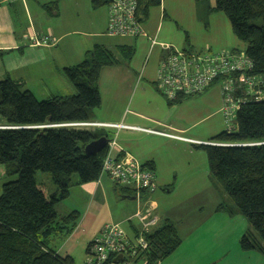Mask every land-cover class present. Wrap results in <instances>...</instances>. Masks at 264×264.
I'll use <instances>...</instances> for the list:
<instances>
[{
	"label": "trees",
	"instance_id": "1",
	"mask_svg": "<svg viewBox=\"0 0 264 264\" xmlns=\"http://www.w3.org/2000/svg\"><path fill=\"white\" fill-rule=\"evenodd\" d=\"M108 1L92 0L95 7ZM138 2L143 23L149 8L162 0ZM212 8L226 14L234 34L245 43V53L254 64L252 72L264 79V0H215ZM3 53L0 49V56ZM122 53L131 58L134 49L124 47ZM117 62L110 48L94 45L78 64L64 68L75 93L42 100L10 77L0 80V116L7 126L0 128V174L5 179L15 177L1 186L0 264H75L73 256L59 254L50 241L55 235H71L79 212L60 215L56 206L68 198L73 185L99 180L109 144L95 154H87L85 147L101 136L109 141L112 137L105 128L60 124L93 121L91 112L102 103L101 72ZM187 97L191 96L166 99L173 105ZM236 123L234 132L224 130L212 140L232 145L201 146L217 187L231 203L220 204L217 211L244 215L250 227L240 239L242 250L264 253V100L243 104ZM37 172L50 175L53 191L39 181ZM115 188L134 196L129 187L116 183ZM147 237L144 264H159L182 242L170 219L162 220Z\"/></svg>",
	"mask_w": 264,
	"mask_h": 264
},
{
	"label": "rangeland",
	"instance_id": "2",
	"mask_svg": "<svg viewBox=\"0 0 264 264\" xmlns=\"http://www.w3.org/2000/svg\"><path fill=\"white\" fill-rule=\"evenodd\" d=\"M59 3L62 8L59 18L46 9L45 12L41 11L40 13L33 11V17L36 19L37 25L43 27L50 23L57 30L67 28L77 30L78 33H72L69 35V39L77 38L80 44L85 45L89 42L86 39L85 32L98 30L96 26L88 24V19L91 17L89 11L91 10L81 5L80 0H60ZM214 6L215 0H162L161 5H154L149 8V19L146 21V26L153 33L158 29L157 40L160 43H167L176 48L193 51H217L235 48L240 52H245V43L234 34L231 22L226 14L214 10L212 8ZM95 11H97L95 18L104 16L106 13L108 18L107 4L101 5ZM69 22L71 23L69 24ZM103 42L123 64L104 68L100 84L102 104L100 107L93 108L95 115L93 120L102 121V118L109 111L116 112L122 106L133 109L138 104L139 109L145 114L153 116L161 123L171 124L173 127L181 129L183 131L181 134L184 136L201 142L212 141L215 135L226 130V122L222 111H216V108L220 110L222 106L220 87L219 94L216 89L204 100H187L186 104L179 107L177 105L180 103L168 105L166 97L154 87L152 82L159 64L160 45L150 51L151 41L148 42L144 38L124 40L108 36L104 38ZM124 43L135 48L130 60L123 58L122 54L119 53L120 51H118L117 46ZM146 62L147 64L144 67ZM128 69H131L133 79H130ZM140 74V81L147 86L143 91L138 90L139 87L135 86ZM34 88L37 90L35 92L38 99L42 100L43 97H48L44 93V86L37 83ZM157 95L163 99L161 100L162 108L160 110L157 109L154 100L152 104L149 103L150 97L159 101L161 98ZM218 95L219 106L216 104ZM131 99L132 103L129 106ZM153 126L161 129L156 125ZM182 147L180 151L176 150L175 147H167L166 151L161 154V157L165 160L163 163L166 166V168L162 167L161 179L165 183L164 185L158 183L156 191L153 192L151 197L158 203L160 215H163V211H176L186 208L191 214L199 215L200 219L207 218L214 207L217 210L220 204L226 203L228 196L216 186L217 183L211 175L207 153L204 148L192 145L187 148L185 144ZM37 176L41 182L46 183V186H53L48 173L37 172ZM11 179H15V177L0 180V187L4 182ZM169 184L170 186L173 185L172 189L168 188ZM70 201L72 200L70 199ZM219 213L221 217L231 220V222H219V227L226 229L223 235L229 237V246L232 249L235 246L241 248L240 239L250 227L246 217L242 214L230 216L223 211H219ZM105 215H99L91 226L87 222L81 226L79 225L71 236H53L50 246L57 250L65 242L62 253L65 252V249H70L75 264H85L88 257V245L96 237V234H93L94 228H97ZM228 215L230 218H228ZM210 225H212V220H209L195 235L207 236ZM135 264H144V260L139 259Z\"/></svg>",
	"mask_w": 264,
	"mask_h": 264
},
{
	"label": "crops",
	"instance_id": "3",
	"mask_svg": "<svg viewBox=\"0 0 264 264\" xmlns=\"http://www.w3.org/2000/svg\"><path fill=\"white\" fill-rule=\"evenodd\" d=\"M59 1L60 0H16L12 3L0 2V49L4 51L3 55L0 56V80L10 77L15 81L20 82L23 85V88L30 90L36 97L38 96L36 95L35 91L37 90L34 88V85L39 83L45 87L44 93L48 95V97H43L42 99L75 93V87L66 78L64 68L78 64L84 58L85 52L96 44H101L107 47L106 43L103 42L104 38L108 36L115 37L108 35L106 32L108 26L107 13L104 16L94 17L97 16V11L95 10H97L100 6L95 7L92 0H80L81 5H84L87 9L91 10L89 11V13L91 12V17L88 19V24L96 26L98 29L96 31L94 30V32H85V35H87L86 39L89 41H86L87 43L85 45L80 44V41L77 38L71 40L69 39V35L76 32L78 33L77 30H72L70 28L57 30L55 26L50 23L46 26L39 27L36 23V19L33 17V11L35 13H40L41 11L45 12L46 9L59 18L62 9ZM99 12L101 13V11ZM148 19L143 22V27L148 37L140 36L116 38L124 40L129 38H144L149 42L150 37H157L158 29L154 33L150 31L149 27L146 26V21H148ZM71 22H69V24ZM29 35H36L39 37L48 35L53 37L56 42L55 44L49 46H33L30 44V40L26 38V36ZM125 43L119 44L117 48L123 58L130 60L133 55L131 58H126L125 54L122 53V49L124 47H128L134 49L135 52V48L132 45ZM156 46L157 45L151 46L150 44V51H152ZM164 55L165 50L161 47L159 64ZM121 64L123 63L118 59V62L114 65L119 66ZM146 64L147 62L144 67ZM159 64L155 71V77L152 80L153 85L156 88L157 70ZM103 70L101 74H103ZM128 70L130 79H133L134 77L131 74V69ZM101 77L102 76H100L99 80V90ZM140 79L141 74L138 76L135 86H137V88L139 87L138 90L143 91L147 88V86H145ZM219 87L222 98L221 86L219 83H216L201 94L185 98L177 106H183L186 104L187 100H204L208 98L216 89V92L219 94ZM159 98L161 97L159 96ZM190 98L195 99L190 100ZM153 100L157 104V109L160 110L162 108L161 100L163 99L161 98L157 101L155 98L150 97L149 103L152 104ZM131 103L132 99L129 101L128 105L130 106ZM167 104L169 105L168 102ZM216 104L219 106V95L216 99ZM221 107L220 110L219 108H216V111H221ZM139 108L138 104H136L133 109L128 106H122V108L116 112L109 111L106 116L102 118V121L113 123L123 122L127 125H141L143 127L153 128H155L153 125H156L161 127V129L183 133L181 129L175 128L171 124L161 123L160 120L145 114ZM94 116V111L92 110V120ZM5 126V119L0 116V127ZM105 130L110 133L112 139L115 141L111 149L112 154L120 156L124 155L125 152L129 153L145 166L153 168L156 174V185H158V183H163L164 185L165 183L164 180L161 179L162 167L166 168L163 163L165 160H163L161 154L163 151H166L167 147H175L176 150L180 151V149L183 148V144H185L187 148L191 145L201 146V144L191 143L140 130L127 128H105ZM4 179L5 178L2 174H0V180ZM115 184L116 182L106 176H102L101 179L93 182L75 184L70 188L68 198L57 204V212L60 215H65L71 211L79 212V222L77 223L76 228L79 225H83L85 222L91 226L99 215L106 214L105 218L102 219L97 228H94L93 234L96 235L101 231L105 223L111 221L120 222L128 230L130 229V222L128 221L129 217L139 207H143L146 199L144 198L141 201H137L132 198V195L129 196L121 194L115 188ZM47 188L50 191L55 189L54 186H47ZM168 188L172 189L173 185L170 186L169 184ZM155 191L156 189L153 192ZM153 192L149 195V198L151 204L154 206L155 214L160 218V222L164 219L172 220L175 223L178 234L182 239L181 244L159 264H264L263 252L255 250L244 251L238 246H235V248L232 249L229 246V237L223 235L226 232V229L219 227V222H231V220L221 217V215H219V211L217 212L216 207L211 210L207 218L201 219L199 215L191 214L186 208L178 209L176 211H163V215H160L159 205L151 197ZM75 196L76 199L74 200ZM113 197L115 198L114 201ZM70 199L72 201H70ZM225 202L226 204H231L228 200ZM230 216L228 218H230ZM209 220H212V225H210L207 236L195 235L196 232ZM64 247L65 242H63L61 247L57 248V252L61 255H71L70 249H63L65 252L62 253V248Z\"/></svg>",
	"mask_w": 264,
	"mask_h": 264
},
{
	"label": "built area",
	"instance_id": "4",
	"mask_svg": "<svg viewBox=\"0 0 264 264\" xmlns=\"http://www.w3.org/2000/svg\"><path fill=\"white\" fill-rule=\"evenodd\" d=\"M16 0H0L12 3ZM107 34L115 37H148L138 13V0H109ZM33 46L55 44L51 36H26ZM151 46L160 45L165 55L157 70L156 86L164 97L175 100L179 96L198 95L213 84L219 83L222 90V107L226 130L234 132L236 117L241 106L250 101L264 100V79L253 73V61L239 50L193 51L160 43L157 37H150ZM61 126L84 129L127 128L164 135L197 144L232 145L215 141L201 142L179 132L127 125L123 122L81 121L60 124ZM114 139L109 141V151L103 161L100 178L106 176L121 186L134 191V199L144 201L128 219L130 229L120 222H107L94 240L88 245L85 264H135L144 259L149 247L147 235L160 223L154 212L149 195L156 189V174L153 168L145 166L137 158L126 153L115 156L111 149ZM120 256V257H119Z\"/></svg>",
	"mask_w": 264,
	"mask_h": 264
},
{
	"label": "water",
	"instance_id": "5",
	"mask_svg": "<svg viewBox=\"0 0 264 264\" xmlns=\"http://www.w3.org/2000/svg\"><path fill=\"white\" fill-rule=\"evenodd\" d=\"M7 127V126H6ZM4 128V127H0ZM109 143V138L106 136H101L97 139H94L90 143H88L85 147V152L87 154H95L100 152L107 144ZM242 145V144H239ZM249 145V144H247ZM132 198H135L134 196ZM120 257V256H119Z\"/></svg>",
	"mask_w": 264,
	"mask_h": 264
}]
</instances>
